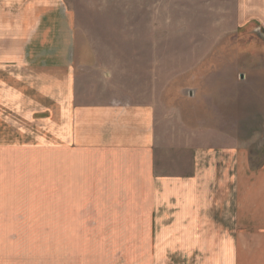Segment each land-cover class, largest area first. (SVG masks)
<instances>
[{"label":"rangeland","instance_id":"1","mask_svg":"<svg viewBox=\"0 0 264 264\" xmlns=\"http://www.w3.org/2000/svg\"><path fill=\"white\" fill-rule=\"evenodd\" d=\"M54 1V27L46 23L38 37L9 28L4 39L0 31V264H196L163 239L177 231H150L144 214L131 215L151 199L105 191L92 198L93 183L67 175V156L54 151V121L36 111L49 106L53 75L66 72L29 68L69 63L83 103L153 105L174 144L187 135L213 148L220 173L248 165L254 204L262 195L255 177L264 178V25L242 20L254 5ZM223 149H234L236 160ZM226 181L211 186L216 196ZM179 201L171 192L157 202L169 212Z\"/></svg>","mask_w":264,"mask_h":264},{"label":"crops","instance_id":"2","mask_svg":"<svg viewBox=\"0 0 264 264\" xmlns=\"http://www.w3.org/2000/svg\"><path fill=\"white\" fill-rule=\"evenodd\" d=\"M54 2L0 0L2 37H9L3 33L9 28L31 39L39 29L47 27L46 23L54 27L56 18L48 13L54 11ZM241 5H254L245 8L242 20L264 25V0H243ZM11 14L13 19L9 18ZM61 64L66 68L55 66L54 61L52 66L25 68L66 72L60 74L62 77L59 73L53 75L51 89L44 92L49 106L36 111L44 118L49 114L46 120L54 121V151L67 156L68 176L74 172L76 182L93 183L88 188L93 192L89 195L92 198L101 197L105 191L106 196L151 199L153 204L149 202L145 208H136L131 215L144 214L150 231H177V237L172 239L174 235L163 233V239L170 236L168 246L177 247L184 262L188 261L187 257H194L196 264H264L262 176L255 177L261 201L252 204L248 165L240 173L236 169L231 174L228 170L220 173L215 167L219 164L212 160L213 148L198 145L187 135L179 139L184 143L174 144L177 138H171L161 129L160 117L151 104L81 102L74 74L69 73V63ZM223 150L228 152L229 159L236 158L234 149ZM222 181H226V190L216 196L211 186L217 182L224 184ZM171 192L180 201L178 206H170L169 212H165L157 201ZM219 198L221 202L216 201ZM159 243L155 244L156 257L165 260L167 254L160 253ZM162 245L167 246L165 242Z\"/></svg>","mask_w":264,"mask_h":264}]
</instances>
